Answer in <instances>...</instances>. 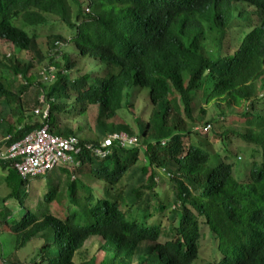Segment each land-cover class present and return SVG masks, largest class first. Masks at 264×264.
I'll return each mask as SVG.
<instances>
[{
  "label": "trees",
  "instance_id": "1",
  "mask_svg": "<svg viewBox=\"0 0 264 264\" xmlns=\"http://www.w3.org/2000/svg\"><path fill=\"white\" fill-rule=\"evenodd\" d=\"M45 29H64L68 37L46 34L43 46L39 32ZM0 43L16 52L2 56L0 69L24 81L15 93L0 77V145L7 135L9 146L45 125L77 138L58 129L51 110L45 121L41 113L40 122L33 121L23 98L41 110L56 97L55 120L95 107L101 139L134 134L111 121L123 99L132 112L131 101L148 90L141 118L134 119L136 147L113 148L98 159L84 148L97 140H78L82 150L72 159L80 164L68 172L66 205L49 183L42 202L30 208L27 183L34 178L22 180L11 163L0 161L7 188L0 197V264H75L91 238L98 239L93 252L80 264H93L95 254L102 255L99 264H193L201 226L222 256L208 264H264V0H0ZM88 60L107 67L101 81L79 75L77 64ZM197 101L203 118L210 106L217 117L195 120ZM195 124L198 133L191 130ZM209 132L218 152L200 138ZM235 139L251 145L253 156L238 180L232 163L238 155L230 148ZM59 169L67 166L53 171ZM157 170L171 186L166 197ZM52 204L63 218L51 213ZM36 241L40 245L21 260L19 253Z\"/></svg>",
  "mask_w": 264,
  "mask_h": 264
},
{
  "label": "rangeland",
  "instance_id": "2",
  "mask_svg": "<svg viewBox=\"0 0 264 264\" xmlns=\"http://www.w3.org/2000/svg\"><path fill=\"white\" fill-rule=\"evenodd\" d=\"M252 8H248L247 11L250 12L252 11ZM252 17V16H251ZM52 20L54 21L55 18H52ZM57 32H62V34L66 37H68L67 32H65L64 29H51V30H43L39 33H41L42 38H39V43H43V46H45V40H44V35L46 34H52V33H57ZM63 50V48H61V51ZM73 51V48H71V52ZM16 54L15 49L12 47V45L10 44H2L0 43V59L2 58L3 55L8 56L9 54ZM52 56H55L53 53H49ZM2 61V60H1ZM8 64V63H7ZM5 65V64H4ZM47 65V63L45 62L42 66L36 65L35 69V74H41L42 70L40 67H43ZM107 67L105 65H103L102 63L99 64L96 61L93 60H88L86 62H82L81 64H77V70H79V75L82 74H86L88 76V80H94V79H98L99 81H101L103 79V71L104 69H106ZM0 77L3 78V82H6V79L8 80V83L10 84V89L12 92L18 91L19 92V86L24 84L23 79H17L16 81L13 80V78L11 76H9L8 74L5 75V71H3L2 69H0ZM43 80H46L45 78ZM92 82V81H91ZM264 83V82H262ZM29 92H31L32 95H34V90L33 88L28 90ZM27 91V92H28ZM139 93V91H137ZM134 92V95L137 93ZM147 89H144L143 91L140 92V94L137 95L136 99H133L131 101V103H133L134 105V109L132 110V112L128 111L126 109V105L125 102L128 101L126 99H123L121 102V107L119 108V111L117 112L116 117L111 121L114 125H119V126H126V127H130L133 130V133L135 136H138V130L136 128V121L134 119L138 118V120H140L141 117H138L139 115V110L144 107L145 102L143 101V99L147 98ZM133 95V97H134ZM38 96V95H37ZM56 96V95H55ZM56 99V97H55ZM55 99L53 98L50 101L49 107L50 110L52 112L53 118H52V122L54 121L55 125L58 127L59 130L63 131L65 128L72 130L73 132H75L77 139H90V140H97L98 142L101 141V138H99V136L97 135L96 132H94V120L96 117V108L95 107H89L87 113L82 116V117H77L73 120H65L62 119L60 115H56V120H55ZM148 99V98H147ZM43 97L39 96L37 102L39 104L42 103ZM34 102V101H33ZM64 102V99H61V103ZM129 102V101H128ZM23 108H24V112L27 114V116H30V114H33V121H37L40 122L41 117L39 114L35 113L36 110L40 109L39 107L36 106V104L33 103L27 105V99L23 98ZM201 108H204L203 104H200V102H194V105L192 107V117L197 120L198 122L201 121V119L203 118V116L199 113V110ZM206 110V115L204 116V118L202 119L201 123H204L208 117L210 118H214L217 117V110L210 106L208 107ZM133 115V116H132ZM142 119L145 120V117L143 116ZM199 123V124H201ZM195 126V127H194ZM236 126V125H234ZM198 127L199 125H193V128H191V130L193 132L198 133ZM57 129V128H56ZM217 132L220 133V131L217 129ZM199 135V134H198ZM200 138L202 140H207L209 142L208 146H211V152H218L220 149V145L218 144V142L216 141V139H214L212 137L211 132L209 133H205V135H201ZM2 139V138H1ZM206 141V142H207ZM233 144L230 145V148H236L235 152L237 153L238 157L235 158L233 160V174L235 175V178L238 180L240 176L243 175L244 171L249 167V161H252V146L243 143L241 140L239 139H235L232 141ZM4 152V149H2L1 153ZM141 154L139 155V160H140V164L143 163V153L140 152ZM249 153H251V155H249ZM250 157V159H249ZM255 159L258 160V156H255ZM67 166V170L65 172H62L60 169L56 171H52L46 175H42L39 176L37 178H34L30 181H28L27 186L30 188L29 191V195L32 196L33 200H32V207L30 208H34L35 205L38 202H42L41 200V193L43 192V190L46 188V186L51 183L53 186H55V189L57 190L58 193L61 194L62 196V200H63V204L66 205L68 203L67 201V196H66V182L68 180L69 175L68 172H74V167L70 166V165H64ZM63 167V166H62ZM5 173L4 171H2L0 169V197L7 195V188L4 185L3 179L5 177ZM156 184L160 185V190L162 192V196L166 197L169 195L171 186L168 184L166 176H164V174H162L160 171H156ZM76 176H78L76 174ZM73 178V177H71ZM79 178L81 180H85V182L90 186L92 185V181L86 180L84 179L83 175L81 174L79 176ZM72 180V179H71ZM96 187L99 188L100 184H96ZM25 204H29V199L25 201ZM51 213L55 216V217H59V218H63L64 216V211H60V208L58 206H56L55 204L51 205ZM141 217H139L140 219ZM202 234H201V238H200V242H199V255L196 261L193 262V264H208L210 263L212 260H216L219 261V259L222 258L221 256V252L220 250L217 248L216 245V241L214 239V237L209 233V230L207 227H202ZM98 239L96 238H91L89 239L84 247L85 249H87V253H81L82 256H78L75 258V264H80L79 261L80 259L83 258H90L93 250H92V243L94 241H96ZM38 244L40 245L39 241H36L32 244H30L25 250H23L22 252L19 253V258L21 260L24 261V259L26 258V256L28 254H31L32 251L34 250V248H36L38 246ZM84 249V250H85ZM102 255L101 254H95L94 255V263L93 264H99V261L101 260Z\"/></svg>",
  "mask_w": 264,
  "mask_h": 264
},
{
  "label": "built area",
  "instance_id": "3",
  "mask_svg": "<svg viewBox=\"0 0 264 264\" xmlns=\"http://www.w3.org/2000/svg\"><path fill=\"white\" fill-rule=\"evenodd\" d=\"M88 11V10H87ZM86 11V12H87ZM49 105L38 109L35 113L42 114L45 120L49 116ZM11 136L3 138L0 145V161H8L11 168L22 179L37 178L52 172L59 166L74 164L72 156L78 155L81 150L78 139L75 137L63 138L50 132L48 125L30 132L20 140L7 146ZM138 137L124 131L114 132L102 138L97 146L86 144L85 150L98 159L110 156L112 149L124 150L138 145ZM2 149L4 152L1 153Z\"/></svg>",
  "mask_w": 264,
  "mask_h": 264
},
{
  "label": "bare ground",
  "instance_id": "4",
  "mask_svg": "<svg viewBox=\"0 0 264 264\" xmlns=\"http://www.w3.org/2000/svg\"><path fill=\"white\" fill-rule=\"evenodd\" d=\"M53 77V76H52ZM44 102H46V101H44ZM50 102V101H49ZM47 103V102H46ZM44 106V105H43ZM50 109V108H49ZM34 114V113H33ZM45 121V120H44ZM36 129V128H35ZM79 142V141H78ZM80 145V144H79ZM132 148V147H131ZM82 150V149H81Z\"/></svg>",
  "mask_w": 264,
  "mask_h": 264
}]
</instances>
